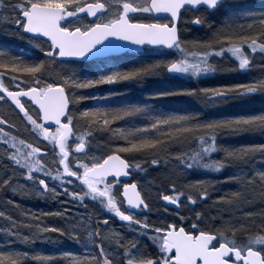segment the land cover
I'll return each instance as SVG.
<instances>
[{
	"label": "snow or ice",
	"instance_id": "6c2138e0",
	"mask_svg": "<svg viewBox=\"0 0 264 264\" xmlns=\"http://www.w3.org/2000/svg\"><path fill=\"white\" fill-rule=\"evenodd\" d=\"M193 12L201 10L210 16L218 12L231 13L232 7L225 4V0H0V19L7 20L6 12L15 13L13 23L23 29L28 43L40 49L45 55V60L26 63L21 58L10 55L0 46V102H11L23 113L24 119L32 126L38 138L42 136L59 148V159L53 160L62 166V172L57 168L56 175L52 176V170L48 162L41 157L43 149L40 146L29 144L18 138L5 126L15 128L10 121L0 116V145L4 146L3 157L17 168L26 170L27 180L33 185L43 186L44 190L55 193V187L49 188L46 182L48 177L60 180L61 183H71L73 177L80 182L81 191H72L70 196L74 202L82 206L86 199L97 201L101 209H107L108 213L115 214L123 222H127L129 228H133L137 239L123 242L122 238L115 239L114 244L106 243L112 239L108 234H101V225L95 226L88 218L81 217L76 222L65 220L66 226H51L50 229L42 227L39 223L27 225L29 231L34 227L36 232H51L68 235L70 239L79 242L81 233L86 232L84 247L88 249L85 255L79 256L73 264H264V234L248 235L246 242L238 241L236 232H246L247 229L239 221L234 220L227 227L221 225L212 228H203L201 224L204 216L195 211L197 199L208 197V192L201 187L196 195L185 194L170 185L171 194H161L160 199L167 202L164 212L167 213L170 206H177V222H161L157 226L147 216H139L137 213L143 209H149L146 197L135 181L123 183L122 194L119 186L123 177H130L132 169H141L142 165L136 163L135 157L125 158L122 153L155 152L163 146L157 133L166 131V139L173 141H187L191 138L189 153H177L175 163L189 169L198 168L219 171L224 167V162L212 158V153L220 149L216 144V133L219 130L264 132V111L240 112L228 117L201 120L198 114L188 112L162 111L147 102H121L115 106L111 104L100 105V101H107L116 93L108 92L103 97H93L97 106L79 111V117H90L89 125L96 128H106L112 131L114 121L137 115L149 117L148 123L142 127H134L130 131L121 130V137L126 144H116L115 151L101 158L92 157L84 162L79 155L70 159L69 137L75 135V121L78 119L72 111L74 103L85 99L83 95L74 93V89H84L103 84H115L122 81L142 80L152 75L155 70H167L175 78L180 76H192L206 78L209 73L217 69L209 63V58L230 54L238 62L236 70H246L250 67L249 52L264 55V12L259 13L256 20L254 13L247 15L253 17V23L245 29L242 25H235V16L229 15L232 23L216 29L212 41L194 40L191 42L181 39V29L178 26L184 10ZM140 14H149L141 18ZM160 14H164L161 16ZM85 17L95 18V22L87 24L75 22ZM206 20L199 15L192 19L194 24H204ZM260 30L254 35H245V31L252 32L256 24ZM32 34V35H28ZM116 37L124 41H131L137 45L145 43L154 46H167L180 53L181 58L157 61L154 64L139 67L121 68L115 64H96L94 76H79L73 72L64 77L62 84L48 83L42 79L46 64L57 61V58H82L79 61H67L84 65L89 57H95L103 52L112 43L108 38ZM46 38V40L44 39ZM43 40V43L41 42ZM107 42V43H105ZM7 78L8 83H5ZM15 86L19 91L10 90ZM260 92L264 94V80L255 83H222L203 88H173L155 90L153 96H197L202 97L208 104L237 101L243 108L247 104V97ZM22 97L38 105L37 115L34 116L30 109L22 103ZM40 120L54 122L55 129L45 126ZM75 143L77 153L86 147L83 135L76 136ZM255 153L264 156V144L243 145L238 149L226 151L229 157H247ZM155 166L159 159L148 161ZM75 169V170H74ZM82 169V171L80 170ZM45 174V178L41 175ZM5 175H8L7 171ZM110 178V181H109ZM231 179V177L229 178ZM248 183L259 181L264 186V171L254 172L246 178ZM0 183L8 186L9 179H0ZM201 184V181H197ZM114 188L116 191H114ZM17 189L12 188L15 192ZM68 193L67 188L64 189ZM118 195L120 198L118 199ZM186 195L192 208V218L196 221L187 230L182 226L186 219L179 214V205L183 203L181 197ZM218 199L223 200L224 197ZM126 204L127 208H121ZM27 215V214H25ZM56 215H62L57 212ZM248 215H251L249 213ZM259 229L264 231V213ZM0 217L5 213L0 211ZM176 217H173L175 221ZM39 221L40 217H33ZM10 227L3 229L6 236H17L25 242L30 236L20 235L18 230L20 223L12 216H7ZM108 225V215L103 220V227ZM239 225V227H237ZM13 229H17L13 231ZM91 229V230H90ZM230 230L232 238L225 235ZM32 232V236L36 235ZM142 237H148L153 251H146ZM8 245L14 242L8 240ZM257 245H260L257 247ZM29 252L0 249V264H22L27 260ZM72 254L58 251L50 256L33 255V259L50 261L51 264H64L63 258ZM56 257V258H54Z\"/></svg>",
	"mask_w": 264,
	"mask_h": 264
},
{
	"label": "rangeland",
	"instance_id": "374dc122",
	"mask_svg": "<svg viewBox=\"0 0 264 264\" xmlns=\"http://www.w3.org/2000/svg\"><path fill=\"white\" fill-rule=\"evenodd\" d=\"M261 1V2H260ZM87 2V1H86ZM93 2V1H92ZM103 2V0H102ZM137 3H143V0H137ZM258 3H261L258 5ZM226 5L232 7L233 11L231 13L227 12H219L220 14V23L225 26L226 24L232 23V21L228 20L229 15L235 16V25H242L247 29V25L253 23V17L248 16V13H254L255 19H259V13L264 12V0H227L225 2ZM4 15L8 16L9 19L4 20L0 19V46H2L10 55L21 58L26 63H32L33 61L45 60V55L40 49L35 48L33 45L28 43L27 37L24 35L23 29H21L18 25L13 23V19L15 18V13L6 12ZM195 14L191 11H185L182 15L179 23V27L181 29V37L184 41H194L200 40L192 37L190 35L189 29L190 27H197V24L192 23V19ZM141 18L144 16H148V19L152 17L149 14H140ZM95 22V21H94ZM77 25L80 23H90L87 17L82 20L75 22ZM260 30V26L257 23L252 32L245 31V35H254L256 31ZM200 41H212L211 39H203ZM43 42V41H41ZM158 49H146L144 52L139 54L134 53H126L124 55L118 57H112L107 59H99L90 62H85L84 65L78 63H68L61 61H51L46 64L45 70H50L45 75L46 71L44 70L42 79L47 80L48 83H58L62 84L64 82V77L66 75H70L75 72L76 75L79 76H94L95 65L96 64H115L121 68H131V67H139L142 65L154 64L157 61H168L173 60L180 57V53L175 51H166ZM246 52H249L250 56V67L246 70L237 71L236 67L238 62L231 57L230 54L225 55L223 57L215 56L209 58V63H211L217 71L214 73H209L206 78H213L216 76H228V75H239L242 76L248 72L254 70V66L257 62L256 59L260 57V54L257 53L252 55L248 48L245 49ZM264 58V55H261ZM259 62V60H258ZM63 63V64H59ZM77 67L74 69L73 67ZM73 68V69H72ZM61 69L62 75L58 77V75L54 76L51 70ZM52 74V75H51ZM206 78L192 77V76H180L179 78H175L172 74H169L167 70H155V73L149 76L144 77L142 80H132V81H122L115 84H103L97 85L95 87L84 88V89H74V93L77 95H84L85 99L79 100L74 103V107H72V111L76 113L78 119L75 121L74 133L75 135L69 137V152L70 159H73L75 156L79 155L84 162H88L92 157L101 158L104 157L115 150L116 144H126L127 141L121 137V130L124 129L126 131H130L134 127H142L145 123H148L150 118L145 116H134L130 118H125L124 120L114 121L111 125L112 131H108L106 128H96L93 125H89L87 121L91 119L90 117H79V111H83L86 108H92L97 106V101L93 99V97H103L108 92L116 93V95L110 97L107 101L101 100L100 105L111 104L113 106L121 103V102H147L149 104L154 105L157 109L162 111H178V112H188L192 114H198L199 118L203 120H211V119H219V115H225L226 113L237 112L241 109H249L255 106H258L262 103L261 93L257 92L252 94L250 97H247V104L241 108L239 106V102L237 101H228L224 103H217L215 105L208 104L202 97L197 96H173L177 102V108H167L162 104L165 101V98L168 96H153L152 93L155 90L159 89H173V88H185L188 89V85L194 82H200ZM256 81L247 80L238 83H255ZM5 83H8L7 78H5ZM197 84H195L196 86ZM196 88H200L197 87ZM18 88L15 86H11L10 90H17ZM82 91H84L82 93ZM121 93V94H119ZM84 103H89L84 106ZM26 107H28L31 113L36 116L37 110L30 104L25 103ZM180 105V106H179ZM79 110V111H78ZM228 115V114H226ZM0 116L7 118L11 124L15 125V128H9L5 126L6 131L12 132L18 140H25L29 144H34L40 146L43 151L41 153V157L44 161L48 162V167L52 170V173L57 169H61L59 165L56 163H52V161L59 159V150H54V145L49 141L44 140L42 136L38 138V134H35L32 130V126L24 119L23 115H21L18 111H16L8 102H0ZM53 130L55 128H52ZM224 133H216V140L224 139L225 143H231L237 141L247 135V131H231L224 130ZM229 134H233L234 136L229 138L227 137ZM252 135H257L258 130H253L251 132ZM83 135L84 140L86 141L85 149L77 153L75 149V143L78 142L76 140V136ZM226 135V136H225ZM167 133L162 129V133H157L156 137L161 139L163 144L166 141V144L170 145V156L174 155L173 158L169 159L167 157H163V155L156 154L154 152H141V153H126L127 158L135 157L136 163H145L150 161L151 159H159L161 162L158 165H150L149 167H142L141 169H132V175L135 179L136 183L139 186V189L142 193V196L146 197V202L150 205L148 209V213L150 216L145 214L148 218L152 219L153 222L159 226V224L163 221H174L173 217H176V210L168 208L167 213L164 212L165 206H163L160 202L161 194H171L169 191L170 185H175L176 189L183 191L186 195L192 194L196 195L198 190L203 187V190L208 192V197L197 199V206L195 211H199L204 216V221L202 224L207 225V227H213V222H215L216 227H220L221 225L227 227L224 221H228L227 219H219V222L215 220L214 214L208 215L206 210L216 211L217 208H220L219 197L218 195L225 194L230 204H224L223 201L221 206V210L227 211L231 206V213L233 215L240 214L241 217L249 216V208L250 205L255 203V198H257V193L252 191V189H257L259 181L254 183H248L246 181V177L248 175L253 174L255 171L260 170L264 167V156L260 153H257V156L252 155L254 157V164L256 165L255 169L249 167L247 164V158L243 159H234L230 160V158H226V155H223L220 150L213 152L214 154H220V157H216L213 159L221 160L224 162V167L219 170V173H214V170H205L192 168L189 169L186 166L181 167L177 163H175V156L177 153H189L191 138L187 141H183L182 145L177 146L172 145L176 141L166 139ZM217 141V142H218ZM219 148V146H217ZM192 150H195V145H191ZM161 147L156 151L160 150ZM172 149V150H171ZM163 150V149H162ZM220 152V153H219ZM4 146L0 145V163L7 162L6 157H3ZM169 156V157H170ZM163 157V158H161ZM229 159V160H228ZM234 165L230 166V162ZM74 163V159H73ZM262 165V167H261ZM12 175L5 179L10 178V183L6 188L8 194L13 197L11 200L26 201L27 203H31L34 200L40 201L43 205L52 200L54 203H58L59 206L56 207L54 213L46 215L36 221L33 219V216L25 215L21 209L12 208V201H7L0 199V211L5 213V217H0V249L9 250L10 248H15L16 250L22 252H29V257L27 260L22 261V264H51L50 261H41L33 259V255H44L50 256L53 253L58 251L69 252L72 255L69 257H64V264H73V261L76 260L79 256L85 255L88 251L84 247V241L86 239V232L81 233V239L79 242L76 240L70 239L68 235H61L60 233L51 232H36V229L33 227L31 231L27 225H34L39 223L42 227L49 228L51 226H66L65 220L67 219L70 222H76L73 220V217L76 220H79L81 217H87L89 222L94 224V217L92 212L88 209L89 205H81L79 202H74L68 200L64 194H60L55 191V193L46 191H40L38 193H32L29 187H24L21 184V181H26L23 174L20 172L23 171L21 168H17L13 164H10ZM14 167V168H13ZM75 170V169H74ZM82 171V169H80ZM167 170V175L169 178H173V180L169 182L161 181L159 182L156 177L153 176L155 172H163ZM264 171V169H262ZM260 170V171H262ZM231 177V179H229ZM41 178H45V174L41 175ZM29 181V180H27ZM110 181V180H109ZM197 181H201V184H197ZM50 184L49 188H52L51 182L52 177H48L47 181ZM122 183H120L119 188L122 187ZM39 186V185H38ZM15 187L17 190L15 192L12 191V188ZM33 188V187H32ZM34 189V188H33ZM1 190V189H0ZM114 191L116 189L114 188ZM240 192V195L237 196L236 193ZM242 191V192H241ZM219 193V194H217ZM186 195L181 197L183 203L179 205V214L180 216H184L186 219L183 222L195 223L196 221L192 218V208L190 206V202L186 200ZM230 200V201H229ZM17 207V206H16ZM205 211V212H204ZM208 211V210H207ZM59 212L62 215H56ZM226 212V213H227ZM225 213V214H226ZM7 216H12L16 221L20 223L19 231L20 235L30 236V240L25 242L23 239L17 236H6L3 232V229L6 227H10V222L6 220ZM151 220V221H152ZM175 221H179V218L176 217ZM201 224V226H202ZM17 229H13L16 231ZM91 230V229H90ZM32 232H36L35 236H32ZM101 234H108L112 237V239L107 240L106 243L114 244L115 239L122 238L123 242L133 241L137 239L135 232L133 233L130 228L125 229L124 227H115L114 225H108L107 227H103L101 230ZM225 235L229 238H232V232L230 230L225 232ZM236 235V234H235ZM241 238L238 241L245 242L247 241V237L242 232ZM143 243L148 246H151V241L148 237L141 238ZM8 240H12L14 243L12 245H8ZM149 247H147L148 249ZM56 258V257H54Z\"/></svg>",
	"mask_w": 264,
	"mask_h": 264
},
{
	"label": "trees",
	"instance_id": "16d2710c",
	"mask_svg": "<svg viewBox=\"0 0 264 264\" xmlns=\"http://www.w3.org/2000/svg\"><path fill=\"white\" fill-rule=\"evenodd\" d=\"M86 1L87 2H92L93 0H86ZM260 4L261 3H258V5H260ZM186 11L193 12L192 10H186ZM184 12H183V14H184ZM193 13L198 14L199 16H202L206 20V22L204 24H197V27H195V28L190 27V29H189L190 35H192V37H194L196 39L203 40L205 38H207V39L209 38V39L213 40L215 30L224 27L220 23V14H218L219 12L216 13L215 15H211V16L207 12H205L203 10H201L200 12H193ZM181 39H182V37H181ZM246 48L247 47H245V49ZM160 50H163V49H160ZM172 51H175V50L173 49ZM258 60H259V62H258ZM256 62L257 63L255 65H253L254 66V70L251 71V72H248V73H246V74H244L242 76H239V75L238 76L237 75H228V76H216V77H213V78H206V79H204V80H202L200 82H197V83L196 82L190 83L188 85L189 86L188 88H196V86L200 87V88L211 87V86L222 84V83H238V82H243V81H247V80H253V81L264 80V58H263V56H261V54H260V57H258L256 59ZM59 64H63V63H59ZM73 68L76 69L77 67L74 66ZM45 71H46V73H44L45 75L48 74L47 72H50V70H48V69L45 70ZM51 71L53 72L52 74L54 76L58 75V77L60 75H62V72H63L61 69L51 70ZM195 84H197V85L195 86ZM83 92L84 91H82V93ZM119 94H121V93H119ZM261 99H262V103L260 105H258V106H255V107L249 108V109H241V110H239L237 112L235 111L233 113H230V112L226 113L228 115H226V114L225 115H219V118L228 117V116H231V115H234V114H238L240 112H259V111H264V94H261ZM86 104H89V103H84V106H86ZM162 104H164V106L167 107V108L168 107L169 108H177L178 107V102L173 96L166 97L165 101L162 102ZM201 120H203V119L201 118ZM224 130L225 129L219 130L217 133H224L225 132ZM251 132L252 131H247L248 134L244 135L243 138L238 139L237 141H234V142H231V143H225L226 140L224 141V139H222L221 141L220 140L219 141L216 140V144H217V146H219L220 152L223 155H226V151H232L234 149H238V148H240L243 145L264 144V132L258 130V134L256 136L252 135ZM233 136H234L233 134H229L227 137L231 138ZM182 142L183 141H176L172 145H176V147L179 146V148H180V146L182 145ZM161 148L163 150L161 149V151L158 150V151H155L154 153L163 155V157H167V155L170 156V154H169L170 153L169 152L170 151V145L166 144V141H164V144H163V146ZM55 149H56V147L54 146V150ZM113 151H115V150H112V152ZM122 155L125 158H127V154L126 153H122ZM211 155H212V158L213 157L216 158L218 156L220 157V154L212 153ZM252 155H254V157H255V155L257 156V153L252 154ZM252 155L247 156L248 158H247L246 162H247L248 165H250L249 167L254 168V169H252L254 171V170H257V169H255L256 165L254 164V157ZM169 156H168V158L171 159V158H173L174 155H172L170 157ZM163 157H161V158H163ZM225 157L226 158H230V160H234V159L238 160V159L245 158V157H237V156L229 157L227 155ZM160 162H161V160H160ZM141 165H142V167H149L151 164L148 163V162H145V163H142ZM232 165H234V164L232 162H230V166H232ZM261 167H262V165H261ZM262 169H264V167H262L260 170H262ZM59 170L61 171V169H59ZM260 170H258V171H260ZM6 171H7L8 175H5ZM25 171L26 170L23 169V171L20 172V173L25 176ZM258 171H255V172H258ZM10 172H11L10 163H7V162L0 163V179H5L7 177H10L12 175V173H10ZM213 172L214 173H219V171H216V170H214ZM55 175H56V171H54L52 173V176H55ZM153 176L156 177V179L159 182L164 181V183H165V182H169V181L173 180V178H169L168 177L167 170L164 171V173L163 172H161V173L155 172V174H153ZM65 177L67 179H71L70 177H68L66 175H65ZM26 179L27 178H25V180ZM60 182H61L60 180L52 179L51 185H54V186L56 185L57 186V185L60 184ZM7 187L8 186H5L2 183H0V189H1L0 190V199L7 200V201H12L13 204L15 203V205H13V207L17 206L16 208L21 209L24 214H27V215L33 216V217H37L38 216V217L42 218V217H44L46 215L52 214L55 211H57L56 207L59 206V204L52 202V200L49 201L48 203H46L45 205H43L42 203H40V201H37V200L32 201V204L31 203H27L24 200L23 201H19V202H17L16 200H13V199L11 200L10 198H13V197H11L8 194V192L6 191ZM252 191H255L257 193V198H255V203L250 205V208H249L248 212L251 213V215H249L247 217H241L240 214L233 215L231 213V208H230L231 206H229L228 208L226 207V210H228V212L221 210V206H223L224 204H230L228 202V199L225 196V194H222V193H221V195H218V196L224 197L223 200L219 199V201H220L219 204L221 205L220 208L219 209L217 208L216 211H210L209 209H207L208 211L206 210V213H208V215H210L211 213L214 214L215 220L217 222H219L220 218L227 219L228 221H226V222L224 221V223L226 225H229L234 220H239L245 226V228L247 229L246 232H243L244 235L247 238H248V235L250 233H252V234H264V231L259 229V225L262 222L261 213H264V186H262L261 183H259L257 189L254 188V189H252ZM119 192H120V190H119ZM217 194H219V193H217ZM236 195L239 196L240 192L238 191L236 193ZM68 197H69L70 201H73V199L70 196V194H68ZM117 198L119 199L120 196L118 195ZM223 201H225L224 204H222ZM85 204L89 205L88 209L93 214L94 224L96 225L97 223H99L101 225L100 231L103 228V220H104V217H105L106 214L108 215V225L115 222V219H116L115 214L108 213L107 209H101V207L99 206L97 201H92L91 198H88V199H86L84 205ZM148 212H147V215H149V217H151L150 213H148ZM172 222H177L178 224L180 223L179 221H172V220L166 221V223H172ZM182 226H184L186 229L191 227L190 223H187V222H183ZM201 227L208 228L207 225H205V224H202ZM237 227H239V225H237ZM209 228H211V227H209ZM241 236H243L242 235V231H237L236 232L237 240L239 238H241ZM147 245H148L147 247H149V248L147 249V247H146V249H145L146 251H153L154 250L153 248H151L149 246V244H147ZM259 246L260 245H257V247H259Z\"/></svg>",
	"mask_w": 264,
	"mask_h": 264
},
{
	"label": "water",
	"instance_id": "95a60500",
	"mask_svg": "<svg viewBox=\"0 0 264 264\" xmlns=\"http://www.w3.org/2000/svg\"><path fill=\"white\" fill-rule=\"evenodd\" d=\"M160 15L163 16L164 14H160ZM88 19L91 22L95 21V18H93V17H88ZM28 35H32V34H28ZM44 39L46 40V38H44ZM108 39H109V41H112V43L108 46V48L106 50H104L103 52L99 53L95 57H89L88 61L96 60V59H104V58H109V57H116V56H120V55H122V54H124L126 52L141 53L146 48H164V49H166L168 51L172 50V49H168L167 46H154V45H149L147 43H145L144 45H137L134 42L124 41V40H122L120 38H116V37H110ZM105 43H107V42H105ZM57 60H59V61H79V60H82V58H63V60H60V58H57ZM17 91H19V90H17ZM21 99L28 101V98H25V97H22ZM12 105L16 108V106L14 104H12ZM32 105L38 109V105H34L33 103H32ZM16 109L19 111L18 108H16ZM21 114H23V113H21ZM41 123H44L45 126L55 127L54 122H47V121L41 120ZM131 179H132V176L123 177L121 180L125 181V182H129V181H131ZM138 189H139V187H138ZM161 202H162L163 205H165V206L167 205V202H163L162 200H161ZM126 208H127V205H126ZM170 208H177V206L173 205V206H170Z\"/></svg>",
	"mask_w": 264,
	"mask_h": 264
},
{
	"label": "flooded vegetation",
	"instance_id": "af4514ba",
	"mask_svg": "<svg viewBox=\"0 0 264 264\" xmlns=\"http://www.w3.org/2000/svg\"><path fill=\"white\" fill-rule=\"evenodd\" d=\"M23 103H27V101H23ZM65 175L67 176V174H65ZM70 178H71L70 180L72 181L70 184L65 181V183H63V184L60 182V184L57 185V186L56 185L55 186L52 185V187H55L56 192H58L60 194H64L66 196V198H68V200H69L68 194H70L72 191H77V192L81 191L80 182L77 181L73 177H70ZM20 183L23 184V188L24 187H29L31 189V192L32 193H38L40 191H43V192L46 191V190L43 189V186H40V185L39 186L38 185H35L34 186L31 181H27L26 180V181H21ZM121 183L123 184L124 182H121ZM49 186H50V184H49ZM122 187H123V185H122ZM122 187H121L120 193L122 192ZM65 188H67V190H68V193L67 194L64 191ZM8 192H10V191H8ZM13 208H16V207H13ZM121 208H122V210L125 209L126 208L125 204H121ZM147 211H148V209L147 210L146 209L145 210H142V211L138 212L137 215H139L141 217L146 216L145 214H146ZM109 225H114L115 227H124L125 229L129 228L127 222L121 221L119 219V217H116L115 222L114 223H111ZM130 230L134 233V229L133 228H130Z\"/></svg>",
	"mask_w": 264,
	"mask_h": 264
},
{
	"label": "bare ground",
	"instance_id": "6f19581e",
	"mask_svg": "<svg viewBox=\"0 0 264 264\" xmlns=\"http://www.w3.org/2000/svg\"><path fill=\"white\" fill-rule=\"evenodd\" d=\"M20 113V112H19ZM21 114V113H20ZM21 115H23V114H21ZM41 121V120H40ZM111 154V153H110Z\"/></svg>",
	"mask_w": 264,
	"mask_h": 264
}]
</instances>
